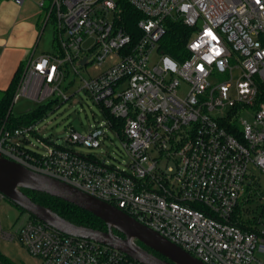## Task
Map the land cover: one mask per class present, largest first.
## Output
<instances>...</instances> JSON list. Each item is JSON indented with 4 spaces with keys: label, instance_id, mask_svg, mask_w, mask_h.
<instances>
[{
    "label": "built area",
    "instance_id": "obj_1",
    "mask_svg": "<svg viewBox=\"0 0 264 264\" xmlns=\"http://www.w3.org/2000/svg\"><path fill=\"white\" fill-rule=\"evenodd\" d=\"M126 4L143 16L136 42L121 24ZM39 6L44 25L55 22L59 49L27 62L12 107L22 98L68 101L63 85L73 75L105 119L86 134L70 129L65 147L43 139L38 123L0 121V157L116 207L204 264H264V206L255 217L245 208L258 193L249 166L264 174V104L257 103L264 0H41ZM169 20L195 30L189 58L163 54L150 69ZM182 82L189 86L185 97L178 94ZM108 130L122 141L125 165L69 146L100 149ZM0 233L40 264H140L31 216L14 232L0 220Z\"/></svg>",
    "mask_w": 264,
    "mask_h": 264
},
{
    "label": "rangeland",
    "instance_id": "obj_2",
    "mask_svg": "<svg viewBox=\"0 0 264 264\" xmlns=\"http://www.w3.org/2000/svg\"><path fill=\"white\" fill-rule=\"evenodd\" d=\"M42 12V22L45 20V11L39 7ZM202 21L198 23V28H201ZM195 32V31H194ZM59 49L57 28L54 20L47 24L41 41L38 46V53L44 54H56ZM164 53L160 49V43L151 52L149 67L154 68L159 64L161 57ZM90 74H95L91 68ZM82 75L87 78L88 74L82 70ZM240 75L236 71L234 73V81L237 82ZM75 78L73 85H67L69 81ZM220 79L223 81L227 79L226 75H222ZM82 86V78L80 76L74 77L71 75L63 85L66 94L70 97L68 101L57 99L56 95L51 98L37 103L27 98H22L16 102L12 107V114L15 117H19L32 110H38L44 106V115L41 120H37V130L40 131V136L47 142L55 144L57 146H68L65 139L70 134V129H74L80 134H86L90 127L98 126L104 122V113L102 109L93 102L87 93L80 90ZM189 86L182 82L178 91L179 96L185 97L188 93ZM245 120L252 122V117L243 113L241 115ZM36 146L39 143L36 142ZM71 149L81 154H98L103 158H106L110 163L114 165H125L128 162V157L125 154L122 146L121 139L115 132L108 130L103 139V144L100 149L90 150L79 145H69ZM40 149H42L40 147ZM43 152V150H38ZM249 175L254 177L256 182L254 184L255 189L248 188L247 191L253 190L258 192L254 195L251 201L245 204V208L249 209V215L255 217L260 215L264 206V199L261 198V194H264V174L256 170L252 165L249 166ZM247 178L246 184L248 185L249 178ZM30 215L26 212L18 209L6 198L0 196V220L1 227L6 232H14L20 225H22ZM0 254L9 260V264H40V261L32 257L26 250V248L19 241H9L2 237L0 233ZM258 257L262 258L261 254ZM3 263V262H2Z\"/></svg>",
    "mask_w": 264,
    "mask_h": 264
},
{
    "label": "water",
    "instance_id": "obj_3",
    "mask_svg": "<svg viewBox=\"0 0 264 264\" xmlns=\"http://www.w3.org/2000/svg\"><path fill=\"white\" fill-rule=\"evenodd\" d=\"M22 189L47 194L103 221L107 230L78 226L35 203ZM0 194L59 232L111 247L140 264H204L116 207L66 183L0 157Z\"/></svg>",
    "mask_w": 264,
    "mask_h": 264
},
{
    "label": "trees",
    "instance_id": "obj_4",
    "mask_svg": "<svg viewBox=\"0 0 264 264\" xmlns=\"http://www.w3.org/2000/svg\"><path fill=\"white\" fill-rule=\"evenodd\" d=\"M142 17L143 16L130 5L126 4L123 6L121 24L124 26L125 30L132 36L134 42H136L140 35L138 22L142 19ZM165 26V35L160 40L161 51L165 55H168L177 61L189 58L187 45L192 39L195 30L185 26L181 22H175L172 20L167 21ZM21 74L22 68H20L16 72L10 84V87L5 91L0 92V121L5 122L7 119L8 122H11L12 125L15 126L33 124L37 120H41L43 118L45 111L44 106H42L38 110H32L19 117L13 116V98L18 87ZM257 103L264 104V85L259 87ZM22 191L27 194L35 203L51 209L53 212L73 224L93 228L96 230H107V226L103 221L74 205L51 197L47 194L33 192L27 189H22ZM30 216L34 220H37L34 216ZM0 262H3V264L10 263L9 260H7V258L2 256L1 254Z\"/></svg>",
    "mask_w": 264,
    "mask_h": 264
},
{
    "label": "crops",
    "instance_id": "obj_5",
    "mask_svg": "<svg viewBox=\"0 0 264 264\" xmlns=\"http://www.w3.org/2000/svg\"><path fill=\"white\" fill-rule=\"evenodd\" d=\"M41 0H0V92L7 90L16 72L38 53L47 25L39 10Z\"/></svg>",
    "mask_w": 264,
    "mask_h": 264
},
{
    "label": "flooded vegetation",
    "instance_id": "obj_6",
    "mask_svg": "<svg viewBox=\"0 0 264 264\" xmlns=\"http://www.w3.org/2000/svg\"><path fill=\"white\" fill-rule=\"evenodd\" d=\"M14 205V204H13ZM15 206V205H14ZM17 207V206H16ZM18 209H20V210H22L21 208H19V207H17ZM22 211H24V210H22ZM24 212H26V211H24ZM27 213V212H26ZM27 214H29V213H27ZM30 215V214H29Z\"/></svg>",
    "mask_w": 264,
    "mask_h": 264
}]
</instances>
